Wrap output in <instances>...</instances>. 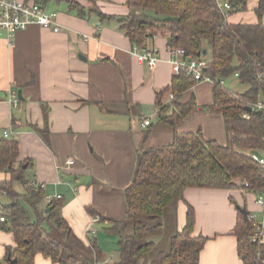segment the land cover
<instances>
[{"label": "crops", "instance_id": "0c3cea01", "mask_svg": "<svg viewBox=\"0 0 264 264\" xmlns=\"http://www.w3.org/2000/svg\"><path fill=\"white\" fill-rule=\"evenodd\" d=\"M72 2L87 12L85 19L78 16ZM260 2L250 0L246 11L229 16L228 22L257 24ZM47 9L58 13L59 32L35 25L17 32L11 42L0 37V140L18 142V161L30 166V186H42L46 194L41 209L46 213L48 198L60 200V216L85 244L96 242L103 260L108 247L99 233H104L103 241H109L107 236L116 239L112 246L115 243L117 260L119 238L107 232L109 223L100 217H125V190L139 155L149 147L171 144L175 134L199 130L206 140L226 143L223 118L201 109L213 103L215 83L199 82L184 94L182 102L194 97L196 110L172 128L159 120L156 105L157 94L177 76L169 61L167 38L148 41L146 49L157 50L160 59L150 68L139 60L140 50L116 20H100V12L127 16L131 10L124 0H57ZM146 120L150 125L144 127ZM7 179L0 172V181ZM16 191L23 194L25 188ZM235 202L237 207L244 203L250 220L258 222L259 215L264 220L263 207L236 189L185 191V202L177 211L178 230L186 226L190 205L195 212L193 235L208 239L198 264H243L234 234L240 216ZM7 205L0 193V217ZM43 227L51 231L47 224ZM8 247H16L14 237L0 230V259ZM35 264L54 263L38 254Z\"/></svg>", "mask_w": 264, "mask_h": 264}, {"label": "trees", "instance_id": "16d2710c", "mask_svg": "<svg viewBox=\"0 0 264 264\" xmlns=\"http://www.w3.org/2000/svg\"><path fill=\"white\" fill-rule=\"evenodd\" d=\"M52 1L57 0H34L32 4L48 8ZM124 1L131 10L127 16L118 18L100 12L99 17L102 22L116 20L136 49L144 50L149 40L162 36L167 38L168 47L208 60L206 74L215 83L214 100L201 109L223 118L227 141L221 144L206 140L199 130L175 134L171 144L145 149L125 190V217H100L109 223L107 232L119 238L118 259L105 262L96 242L85 244L60 216V200L49 203V213L41 209L46 194L42 186H30V166L18 161V142L1 139L0 172L8 179L0 181V193L6 196L8 205L2 210L6 222L0 221V230L13 235L16 247L6 249L0 264H11L9 256L15 264H35L38 254L54 264H198L208 239L193 235L195 212L190 205L185 228L179 231L176 227L166 248L155 242V238L164 236L166 220L177 225L178 206L185 202L187 189L242 187L264 199V166L252 158L256 155L264 159V108L256 109L259 103L264 105V0L256 9L259 22L253 25L230 24L227 20L246 11L250 0H223L231 8L226 13L219 9L217 0ZM72 4L78 8V16L85 19L87 12L77 3ZM232 76L247 87L245 92L234 94L222 86ZM197 83L193 76L182 72L157 94L162 123L176 128L196 110L194 97L187 103L182 98ZM246 107L254 111L249 113ZM41 135L48 143L46 134ZM17 184L25 188L23 194L16 191ZM89 212L97 216L94 210ZM45 224L50 225V232L44 229ZM255 231L254 221L245 222L240 214L234 234L243 264H264V244L252 241Z\"/></svg>", "mask_w": 264, "mask_h": 264}, {"label": "built area", "instance_id": "2783aa9c", "mask_svg": "<svg viewBox=\"0 0 264 264\" xmlns=\"http://www.w3.org/2000/svg\"><path fill=\"white\" fill-rule=\"evenodd\" d=\"M217 5L224 13L231 9L229 3L223 0H217ZM57 18V12L49 11L41 5L20 2L18 0H0V37H5L7 41L11 42L17 32L27 30L29 27L35 25L42 28L52 29L54 32H59L60 25L57 22ZM168 54L169 61L173 65L176 75L185 72L193 76L197 82H212V79L206 74L208 67L207 59H196L187 54V52L181 48L169 47ZM138 58L150 68H154L160 61L157 56V50L155 49L141 50L138 54ZM172 98L173 96L170 95V99ZM13 103L14 105H17V99H15ZM263 108L264 105L262 103H259L256 106L257 110H262ZM149 125V120L144 121V127ZM9 136L10 133H5V137ZM252 158L264 166V159H261L256 155H253ZM48 200L49 203L52 201L49 198ZM257 203L263 207L264 199L259 197ZM0 221L6 222L4 217H0ZM254 226L256 231L252 241L257 242L260 240L259 242L262 243L264 223L254 222Z\"/></svg>", "mask_w": 264, "mask_h": 264}, {"label": "rangeland", "instance_id": "374dc122", "mask_svg": "<svg viewBox=\"0 0 264 264\" xmlns=\"http://www.w3.org/2000/svg\"><path fill=\"white\" fill-rule=\"evenodd\" d=\"M149 13L152 14L151 12H149ZM222 86L225 87L227 90L231 91L234 94H242L247 89V87H245V86L240 84V82L238 81V79L235 76H232V77H230L227 80H224L222 82ZM15 189L18 190L19 192H24V187L22 185H20V184L15 185ZM236 190L239 191L240 193H242L243 197L247 198V196L250 195V197L252 198L253 204L258 206L259 208H262L257 203V201L259 199L258 195L254 194L252 192H249V191H247L246 189H244L242 187H239ZM234 206H235V208L237 207L236 202L234 203ZM243 207H244V203H243ZM258 219H259L258 223H263V216L262 215H259ZM164 225H165V234H164V236L162 238H157V239L155 238V242L159 244L160 248H166L167 243L169 241V238L176 232V227L178 229V223H177V225H174V223L171 222L170 220L169 221L166 220ZM47 226H50V225L47 224ZM100 234H102V235L100 236ZM103 234L104 233H102V232L99 233V237L102 238V239L105 236ZM107 238L110 241V243H109V241L107 242V241H103L102 239H100V241H102V243L105 246L108 247L107 248L108 250H107V252L105 254V257H104L105 258L104 261L105 262H114L116 260L115 253L113 252V251H115V249H114L115 248V243H114L113 246H112V243L116 239L113 238V237H110V236L109 237L107 236ZM75 264H80V262H77Z\"/></svg>", "mask_w": 264, "mask_h": 264}, {"label": "water", "instance_id": "95a60500", "mask_svg": "<svg viewBox=\"0 0 264 264\" xmlns=\"http://www.w3.org/2000/svg\"><path fill=\"white\" fill-rule=\"evenodd\" d=\"M203 54L206 56L207 55V51L204 50ZM246 111L251 113V112L254 111V109L252 107H246ZM237 209L240 212V214L243 216L244 221L248 222L249 221V213H248L247 209L245 207H240V206ZM50 211H51V209H47L46 213H49ZM8 261L11 264H15L16 263V260H12L10 256L8 257Z\"/></svg>", "mask_w": 264, "mask_h": 264}]
</instances>
